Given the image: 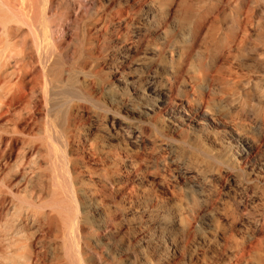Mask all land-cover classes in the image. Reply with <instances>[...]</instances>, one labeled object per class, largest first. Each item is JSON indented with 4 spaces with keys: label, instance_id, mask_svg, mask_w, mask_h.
Here are the masks:
<instances>
[{
    "label": "bare ground",
    "instance_id": "bare-ground-1",
    "mask_svg": "<svg viewBox=\"0 0 264 264\" xmlns=\"http://www.w3.org/2000/svg\"><path fill=\"white\" fill-rule=\"evenodd\" d=\"M96 1L97 0H0V123L10 122L14 126L12 132L10 131L9 136L5 139L0 135V144L4 143L7 146L8 150L6 152V155L10 154L15 143L18 142L21 143L20 145H26V150L24 149L25 151H21L22 153H19L20 155L16 157V161L22 160L26 155H36L37 157L38 153V155L43 156L42 162L43 164H45V171H42V174H44L42 177L45 176L43 180L45 181V188H47L48 196H46V198H48L47 200H45L46 198H44L43 201H38L44 202L45 200V206L40 205L41 207L39 206V208L41 209L39 210L37 209V206H34L33 203L35 202L33 199V203H29L30 200H26L28 204H25L27 205H25L24 202L20 203L22 200L24 201V199H22L21 201L19 200L20 204L18 206L13 205L9 216L11 218L10 221H12L13 223L14 227H11L14 228V231L10 232L9 229H6L8 227L3 226L4 223H1L0 236L1 238L3 237L7 249L9 247H12L11 245L19 244L18 242L14 243L15 238H19V234H21L20 236H22V238L23 236L26 237L27 235H29L27 233L29 232L28 230L32 228L34 229V227L39 225V223L41 226V222L43 223V221L47 228L46 232L49 230L50 225L52 224V226L55 228H53L54 231L58 230L56 232L62 233V235L60 234L59 236L55 234L57 238L59 237L61 239L59 243L60 247H58L60 250L58 249L59 252L57 253L60 255L55 254V256H53V254L51 256L53 258L50 259L51 261L48 260V262L50 261V263H45V261L47 260H45L46 257L44 256L46 255V248L44 244L41 243L42 241L40 242V240L45 237H41L40 239L37 238L38 236L33 237V234H30L28 236V240L31 242L28 243V253L26 254V256L23 255V261L21 260L22 262L20 263L109 264L105 261H97L98 259H95L97 257V255L95 254L96 250L90 246V240L92 236H96V230L93 229L90 219L91 217H94L93 215L95 213H98L99 210L98 208H96V206L94 209L92 208L93 211H90V208L88 209L87 207V204L91 205L92 202L91 198V203L89 202V199L87 197L89 193H86L88 189L86 190L84 187V183L86 181H83L82 179V168L78 164V162L81 160L78 161V156L76 155V157L74 153V148H76L75 145L77 146V141H81L80 134L76 133V129L77 125L80 124H84L87 126L86 132L94 129L95 139L93 138L92 141H90V144L88 143V151L86 150L88 152V155H86V157L88 156L90 158L91 156L92 158L90 162L93 164H96L98 161H100L101 163L102 161L109 159L112 163V166L107 165L111 166L109 168H112L109 171L110 175L118 178L119 176H121V186H119L120 188H123L125 190V194L127 196L134 192V190H136V186L134 184L140 182L139 175L141 174H139V172L140 170H142L141 164L142 162H144V160L146 161L148 159H146V157L140 152V148L142 147L145 137V129L143 123L141 122V117H144V115L146 114L145 108L143 106V101L146 100V97L148 98L147 93L151 89L152 91H160V93L164 96H170V89L162 91L159 86L150 85L151 83H149L150 81H148L150 77L143 75L140 68L152 69V73H157L156 71L158 69H162V67L167 65V68H169L171 71H185L190 81L189 84L187 83L188 86L191 89L197 88V91H194V95L193 92H190V89H184L185 92H183V94L181 93L182 99L180 98L181 101L179 102L180 108H190L196 113L201 112L203 116L208 117L209 119H211V121H217L221 116L225 117L226 115H229L231 113L233 117L236 116L237 120L235 121L234 118L231 119L230 117L231 122L233 124H238L239 128H241V133L236 132L241 142L249 148L255 145L264 148V0H103L98 10H92L96 5ZM143 11L144 14H140L141 12L143 13ZM151 19H156L157 21H159L160 25H162V31L159 29L161 26H158L159 28H157V30L161 31L163 35H169L168 40H170V42L177 41L180 43V59L176 58L177 60H174L172 58H168V60H166L163 57L161 48H155V46L151 47L148 39L146 40L147 42L144 41L146 36L144 34L138 33L140 29L136 28L135 25L139 23V20L149 23ZM140 27L143 26L141 25ZM72 29L74 32L69 34ZM159 41H156L157 46ZM167 44L170 43L167 42ZM165 47L163 48L164 50ZM168 49H170V47ZM109 56H113L116 64L127 62L129 67L135 66V73L139 71V75L136 74L137 78L135 77L134 81V83L136 84L134 92L137 93L141 101V103L136 107L138 114L137 120L135 119L133 114L128 113L127 110H122L123 103L120 100V97L119 100L115 99V97L118 96L116 91L117 85L115 84L116 81H114L115 78L110 79L108 77L110 76V73L106 74V72H104V70L102 69V64L107 61V58H109ZM119 58L121 59L119 60ZM234 66H239L241 68L252 67L256 69L254 70V72L258 71L259 74L257 73V76L255 77L245 76L241 78L236 75L237 73H234L232 71V67ZM108 72H111L112 74V71ZM121 73L123 74V72ZM79 74L82 75L81 80L78 79ZM126 75L127 74H125V76ZM120 83H124V88L126 91H128L129 88L127 86L126 78L120 81ZM35 87L40 88L39 96L36 95L35 89L37 88ZM170 88L172 89V87ZM96 92L101 95L104 93H108L111 97L110 102H106L101 96H97ZM177 94L179 93L177 92ZM83 103H87L95 109L94 114L92 115L93 117L86 116L87 111ZM37 114H40L42 118H44V124L42 122L43 126L40 124L42 127L41 133L37 132L38 134H42L41 140H38L41 141L40 145H35V142L37 143V141L34 142L35 134L32 135L31 133L30 135V131H25L27 129L23 127V129L17 128L19 122H23V124L26 125V123L35 120L36 117L34 115ZM86 117H88V121L85 120ZM29 127L30 129L33 128H31V126ZM6 128L9 129V127ZM37 128H40V126ZM81 130H83V128ZM121 131H123V133H121ZM132 132H136V134L131 135ZM33 133L36 132L33 131ZM128 136H131L133 139L130 141ZM155 136L154 139H156ZM109 137L115 138L117 140V144H111L108 140ZM95 140H98V142H100L98 143ZM33 142L34 144H32ZM84 143L83 145H85ZM155 143H157V141L153 140L152 144L157 146V144ZM158 147L160 148V145L157 146V148ZM190 148L201 155V159L194 160L192 167L188 161L183 167L168 165V169L166 168L159 175L163 177H165V174L179 176L182 184L186 185L190 189H195L196 185L199 182L197 181L199 175L206 176L208 172L211 173L215 171L217 175H222V177L225 178V180L221 183L223 184V189L227 190V192H236L235 186H241V190L239 191L240 195L238 198L236 197V200L239 205L242 206V208H245L249 202H253V196H255L256 191L261 187L260 180L250 177V172H245L239 166V164H237V161L233 160V158H231L233 161L226 162L225 160L221 163L220 159H217V156L213 152H211V148L209 149V147L207 148L205 145L201 146L199 142H195V144L190 146ZM77 150L78 149H76V151ZM190 153L191 152H189V154ZM162 155L164 156V154ZM202 157L206 158L202 159ZM166 159L167 158L163 159L165 160V163L167 162ZM21 163L22 162H20L18 165L20 166ZM25 165L28 166V163L24 164V166ZM30 165L31 164H29V166ZM84 166H86V164H84ZM17 168L19 167H16V169ZM224 168H226V171L223 170ZM24 169L25 168L18 169L17 174H19L21 177H24ZM103 170L105 171V169ZM154 170L156 169L154 168ZM228 171L231 173V175L229 176H227V174H229ZM37 175L38 174H36V176ZM31 176L32 175L29 176L30 179ZM42 177L40 179H42ZM230 178L236 179L237 184H233ZM22 182L24 181L22 180ZM8 184L5 186L7 187ZM88 184H86V186ZM37 185H39L38 182ZM31 186L34 187V185L32 184ZM102 186L104 187V184ZM41 187L44 188V186ZM153 190H155V186ZM32 191H35V189ZM105 191L107 192V190ZM32 194L33 192L30 193L29 196H33L36 193H34L33 195ZM38 194L40 193L38 192ZM38 194L36 195L38 196ZM41 194L39 196H41ZM39 196L37 197L38 199L40 198ZM108 196V198H111L110 194ZM122 197L124 198V196ZM123 198L119 199L125 200ZM99 199L100 198H98V200ZM4 200L5 197L1 195L0 204L1 202H4ZM98 200L96 201L98 202ZM36 205H38V203ZM105 207L104 209H106ZM107 208H109V206ZM121 209L122 208H120V210ZM201 209L202 208L197 207V210L195 209L192 214L189 212L191 215H187L189 217L184 220L187 229H189L188 227L194 226L196 222H199L203 218L200 213ZM136 210L138 211V209ZM121 211L123 212V210ZM7 212L8 211H6V213ZM107 212L110 215V210ZM41 218L43 219V221H41ZM117 219L119 220V218ZM7 220L9 219L6 218V221ZM202 220L204 221V219ZM214 220H216V218ZM129 221H131L130 218ZM180 222L182 221L180 220ZM103 225L107 226L108 220L104 219ZM121 225L123 224L121 223ZM185 225H183L182 227L184 228ZM53 229H51V231ZM34 233L36 234V232ZM53 236L54 235H52V237ZM25 239H27V237ZM262 239H264V235L262 236L261 240ZM23 240L24 238L22 239V242H25ZM28 240L26 242H28ZM18 241L21 240L18 239ZM54 241H56V239L53 240V243H56ZM258 242H263V240ZM24 244L22 246H24ZM259 245H261V243ZM18 246L20 247V245H17V248ZM254 246L258 247L256 245ZM35 247H37V250H34ZM12 249H14V247ZM102 249L104 248L102 247ZM4 251L5 249L3 250V252ZM13 251L15 252V250ZM24 251V249L22 252L18 250V252L20 253H16V250V252L14 253V257L17 256V254H20L21 256L22 254H24ZM55 251L56 250H54L53 252ZM249 251H251L250 248ZM11 253L12 252L10 251L9 254ZM98 253L100 254L99 251ZM9 254L7 255L6 253L7 256H9ZM241 254H243V252ZM111 256L112 255H110V257ZM243 256L244 255H242V257ZM146 258L148 259V257ZM250 258L252 259V257ZM12 261L14 262L13 258L10 260L6 257L4 260H0V264H14ZM15 261L17 260L15 259ZM139 264L141 263L139 262Z\"/></svg>",
    "mask_w": 264,
    "mask_h": 264
},
{
    "label": "rangeland",
    "instance_id": "rangeland-1",
    "mask_svg": "<svg viewBox=\"0 0 264 264\" xmlns=\"http://www.w3.org/2000/svg\"><path fill=\"white\" fill-rule=\"evenodd\" d=\"M102 1L103 0H100V1L97 0L96 5L93 7L92 10H95V9L98 10L100 8V5L102 4ZM140 14H144V11H143V13L141 12ZM155 23H157V24H155ZM141 25L143 27H140ZM135 26H136V28L140 29V31L138 33L144 34L146 37H148V38L145 37V40H144L145 42H147L146 40L148 39L150 42L149 44H151L150 45L151 47L155 46V48L158 47V48L162 49L163 57L166 60H168V58L169 59L172 58L174 60L180 59V52H179L180 51V48H179L180 43L177 41H171L170 42V40H168L169 35L167 36V35L162 34V32H161L162 31V25H160L159 21H157L156 19H151L149 21V23H146L142 20H139V23H137V25H135ZM154 26H155V28H154ZM158 26H161V27L159 28ZM157 28H159L161 31L157 30ZM72 32H74L73 29L69 32V34ZM157 32H158V34H157ZM164 39H166V40H164ZM156 41L157 42L159 41L158 46L156 44L157 43ZM167 42H169L170 44H167ZM173 44H174V46H173ZM164 47H165V50L163 49ZM169 47H170V49H168ZM174 50H178V51H174ZM176 52H177V54H176ZM171 53H172L173 57H172ZM120 59L121 58H119V60ZM113 62L115 63L113 56H109V58H107V61L104 64H102V69L104 70V72H106V74L110 73V76H108L110 79L115 78L114 81H116L115 84L117 85L116 91H117V95H118L115 97V99L119 100V97H120V100L123 103V109L122 110L123 111L127 110L128 113L133 114V116L137 120L138 114H137L136 107L138 104L141 103V101H140L137 93L134 92V89L136 86L134 81H135V77L137 78V75H139V71H137L135 73V70H134L135 66L129 67L127 62H123L122 64H116V63L114 64ZM108 63H110V64H108ZM107 67H108V69H107ZM243 68H241L239 66H234V67H232V71L234 73H237L236 75L238 77H241V78L245 77V76L255 77V76H257L256 75L257 73L259 74L258 71L254 72V70H256L255 68H252V67L244 68V70H243ZM132 69H133V71H132ZM140 69L142 70L143 75L150 77L148 80V81H150L149 83H151L150 85L159 86L162 91L170 89V96H164L163 94L160 93V91H157V90L152 91V89H151L147 93L148 98L146 97L145 98L146 100L144 99L147 102L143 101V106H144L145 111H146V114L144 115V117H146V118H144L142 116L141 122L143 123L144 129H145V135H144L145 137L143 140L142 147L140 148V152L146 157V159L147 158L148 159L146 161L144 160V162H142V164H141L142 170H140L141 173L139 172V174H141V175H139L140 176V178H139L140 182H137L136 184H134L136 186L135 187L136 190H134V192H132L129 196H127L125 194V190L123 188H120L121 180H122L121 176H119V178H120L119 179L118 177L110 175L109 171L112 168H109V167L112 166V163L109 159L104 160L101 163H100V161H98L96 164H93L90 162L92 157L91 156H90V158L88 156L86 157V155H88L87 151H88V146L90 144V141H92L93 138L95 139L94 129L87 131L88 132L87 133L86 132L87 126L84 124L77 125V129H76V131H77L76 133L80 134L81 141L80 142L77 141V146L75 145L76 148H74L75 149L74 153H75V156L76 155L78 156V157L76 156L78 158V161L81 160L78 162V164L82 168V169L80 168L81 172L83 174L82 179H83V181L84 180L86 181L84 183V187L86 190L88 189V191H86V193L87 194L89 193L87 195L89 202H90V198H91V202L93 203V205H92V203L90 202L91 205L87 204V207H88V209L90 208L89 209L90 211H93L95 206L99 210L98 213H95L93 215L94 217H91V219H90V222L92 223L93 229L96 230V236L94 235L91 238V240H94V241L90 240V246L96 250L95 254L97 255V257L95 259L96 260L98 259L97 261H105L106 263H109V264H119V263L120 264H139V262L141 264H156V263H158V264H235V263L236 264H264V239H262L263 242H258V241H262L261 238L264 235V193H263L264 192V182H263L264 181V176H263L264 175V148L259 147L258 145H255V146L249 148L241 142V140L239 139V137L236 133V132L241 133L240 132L241 128H239L238 124H233L231 122L232 118H234L235 121H237L236 116L233 117L231 113L229 115H226L227 117L221 116L217 121H211V119H209L208 117L203 116L201 112L196 113L194 110L192 111V109H190V108H186V109L180 108L179 102L182 99L181 93L183 94V92H185L184 89H186V90L190 89V92H193L194 95H195V92L197 91V88L191 89L188 86L190 81H189L188 76L185 73V71L184 72H183V70L178 71V72L176 71L177 72L176 73V72H174V70L171 71L169 68H167V65L162 67V69L161 68L158 69L156 71L157 73H152V69H147V68H145V69L140 68ZM108 71H112L113 75L111 74V72H108ZM240 71H241V73H240ZM121 72H123V74ZM129 72H131V73H129ZM169 73L170 74L172 73V74L170 75ZM125 74H127V75L125 76ZM176 74H177V76H176ZM238 74H241V75H238ZM169 75L172 77H170ZM123 76H125V77H123ZM173 76L174 77L176 76V77L174 78ZM81 78H82V75L79 74L78 79L81 80ZM124 78H126V80H127V86L129 88V89L127 88L128 91L125 90L124 83H120V81H122ZM151 80H152V82H151ZM168 80H170V81H168ZM170 83H172V84H170ZM173 84H175L176 86ZM170 87H172V89ZM35 88H37V89H35L36 95L39 96L40 95V88H38V87H35ZM178 88H179V90H178ZM37 90H38V92H37ZM177 92L180 95L177 94ZM106 94H107V96H106ZM96 95L101 96L106 102H110L111 97L109 96L108 93H104L101 95V94L96 92ZM151 96H153V97H151ZM149 100H150V102H149ZM83 104L86 107V111H87L86 116L93 117L92 115L94 114L95 109L87 103H83ZM224 111H227V110H224ZM84 113H85V111H84ZM34 116L36 117L35 120H32V122L31 121L28 122L29 124L26 123V125L23 124V122H19L17 128L21 129L23 127L25 129H27V130L24 129L25 131H30V135H31V133H32V135L35 134L34 142L37 141V143L35 142V145H37V144L40 145L41 141H38V140H41L42 134H38V133H41V130H42L41 125L43 126V124H44V122H43L44 118H42V116L40 114H37ZM38 117H39V119H38ZM230 117H231V119H230ZM150 118H151V120H150ZM152 119H153V121H152ZM228 119H230V120H228ZM85 120L88 121V117H86ZM227 121H229V122H227ZM42 122H43V124H42ZM153 122H155V123H153ZM8 123H10V122H8ZM8 123H0V135L4 139L6 137H8L10 134L9 132L10 131L12 132V130L14 129V126L11 123L10 124H8ZM148 123H150V124H148ZM3 124H4V126H3ZM29 126H31V128L33 127L34 129L33 128L30 129ZM39 126H40V128H37ZM179 126H180V128H179ZM6 127H9V129ZM82 128H83V130H81ZM37 130H39V131H37ZM33 131H35L36 133L38 132V133L37 134L33 133ZM233 131H235V132H233ZM5 132H7V133H5ZM84 133H85V135L86 134L87 135L85 136ZM121 133H123V131H121ZM135 134H136V132H132L131 135H135ZM155 134H156V136H155ZM154 136L156 137V139H154ZM86 137H88V138H86ZM128 137H129L130 141L133 139L131 136H128ZM169 137H170V139H169ZM37 138H39V139H37ZM173 138H175V139H173ZM98 140L97 141L95 140V141L98 142ZM108 140L113 145L117 144V140L113 137H109ZM153 140L157 141V143H155V144H157V146L160 145V148L158 147L159 149L157 148V146L152 144ZM86 141H87V143H86ZM115 141H116V143H115ZM201 141H202V143H201ZM34 142L32 144H34ZM195 142H199L201 146L205 145L207 148L208 147H209V149L211 148L210 149L211 152H213L217 156V159H220L221 163H222V161H225V160H226V162L236 160L237 164H239V166L245 172H248V173L250 172V177L257 178V180H260L261 187H260V189H258L256 191L255 196H253V198H254L253 202H249L245 208H242V206L239 205V203L236 200V197L238 198L240 195L239 191L241 190L240 189L241 186L240 185L235 186L236 192H234V191H232V192L228 191L227 192V190L223 189V187H222L223 184L221 183L222 181L225 180V178L222 177V175H220V176L217 175V173L215 171H213L211 173L208 172L206 174V176H200L199 175L198 180H197V181H199L197 184L198 186L196 185L195 189H190L186 185L182 184V181H181L179 176L165 174L164 175L165 177H163V176L159 175L160 173L163 172V170H165L166 168L168 169V165L183 167L185 165V163L188 161L192 167L194 160L201 159V155H199L198 152H195L192 148H190V146L194 145ZM83 143L85 145H83ZM146 143H147V145H146ZM187 143L190 146H188ZM15 144H14L13 149L9 155H6V152L8 150L7 146L4 143L0 144V153H1L0 154V157H1L0 161H2V162H0V196L2 195L5 197L4 202H1V204H0V224L4 223L3 226L8 227L6 229H9L10 232L14 231V228H12V227H14L13 223H12V221H10L11 218L9 217L13 205L18 206L22 202H24V204L25 203L28 204V202L26 200H30L29 203L30 202L33 203V201H32V199H33L35 202V203H33L34 206H37L38 207L37 209L39 210V209H41V208H39V206L40 205L45 206L44 205L45 200L48 199V198H46L47 188H45L46 187L45 181L43 180L45 178V176L42 177L44 175L42 173L45 171L44 170L45 164H43V162H42L43 156L38 155V153H37V157H36V155H34V156L30 155L33 158H31L29 155H26L22 160L16 161V159H17L16 157L18 155H20L19 153H22L21 151L26 150V145H20L21 143H18V142ZM52 144H54V143H52ZM23 146H24V148H23ZM82 147H83V149H82ZM84 148H85V150H84ZM188 148H189V150H188ZM252 148H254V149H252ZM17 149H18V153H17ZM76 149H78V150L76 151ZM78 151H80V152H78ZM138 151H139V149H138ZM154 151H156V152H154ZM189 152H191V153L189 154ZM77 153H79L80 155ZM162 154H164V156ZM219 157H221V158H219ZM86 158L88 159V161ZM165 158H167L166 163H165V160H163ZM203 158L205 159L206 157H202V159ZM231 158H233V160ZM3 160H4V162H3ZM106 161H107V163H106ZM20 162H22L21 163L22 165L20 164L21 167L18 165ZM1 163H3V164H1ZM27 163H28V166H26V165L24 166V164H27ZM145 163H146V165H145ZM155 163H156V165H155ZM215 163H217V162H215ZM29 164H31V165L29 166ZM32 164H34V165H32ZM37 164L39 165V167ZM84 164H86V166H84ZM218 164H219V162H218ZM3 165H4V167H3ZM14 165H15V167H14ZM105 165L106 166L111 165V166L106 167ZM252 166H253V168H252ZM16 167H19V168L16 169ZM13 168H15V169H13ZM23 168H25L24 169L25 170V176L21 177L19 174H17V171H18V169H23ZM102 168L105 169L106 172ZM154 168L156 170H154ZM40 169H41V171H40ZM158 169H160V170H158ZM225 169L226 168H224L223 170L226 171ZM97 170L99 173L97 172ZM157 172H159V173H157ZM33 173H34V175H33ZM36 174H38L40 177L38 175L36 176ZM93 174H95V175H93ZM105 174H106V176H105ZM224 174H225V172H224ZM28 175L29 176L32 175L31 179ZM167 175H168V177H167ZM229 175H231L230 172H229V174H227V176H229ZM41 177H42V179H40ZM94 178H95V180H94ZM105 178H107V179H105ZM207 178H208V180H207ZM21 179L26 184L24 182H22ZM230 179H231V182L233 184H237L236 179H234V178H230ZM26 180H29V181H26ZM109 180H110V184H109ZM112 181H113L114 185L112 184ZM153 181H155V182H153ZM37 182L39 183V185H37ZM41 182H44V183H41ZM118 182H119V184H118ZM102 183L104 184V187L102 186L103 185ZM116 183H117V185H116ZM7 184L10 187H8V186L6 187L5 185H7ZM31 184L34 185V187L31 186ZM86 184H88V185L86 186ZM91 185H93V186H91ZM41 186H44L45 189ZM89 186H90V188H89ZM154 186H155V190H153ZM178 186H180V187H178ZM39 187L42 188L44 190V192ZM105 187H107V188H105ZM115 187H117V188H115ZM36 188H37V190H36ZM98 188L100 189V191ZM114 188H115V190H114ZM34 189H35V191H32ZM104 189L107 190V192L109 191L114 195H112L109 192L107 193ZM31 191L33 192V194L34 193L38 194V192L40 194L41 193H43V194H41V196H39L40 194H38V196L40 197L38 199L37 198L38 196L36 194H34V195L32 194L33 196H29V194L32 193ZM102 191H103V193H102ZM4 192H6V193H4ZM10 192H11V195H10ZM15 192H16V194H15ZM98 192H99V194H98ZM116 192L118 193V195ZM109 194H110L111 198H108ZM141 194H143V195H141ZM146 194H148V195H146ZM122 196H124V198ZM30 197H32V198H30ZM234 197H235V200H234ZM44 198H46L44 200V202H38V201H43ZM98 198H100L99 199L100 201L98 200ZM119 198H123L125 200H122ZM144 198H145V202H144ZM22 199H24V201ZM110 199H112V200H110ZM19 200L20 201L22 200V201L20 202ZM96 200H98V202ZM104 201H105V203H104ZM108 202H109V204H108ZM195 202H196V204H195ZM37 203H38V205H36ZM39 203H41V204H39ZM27 204H25V205H27ZM108 206H109V208H107ZM140 206H142V207H140ZM193 206L196 208H194ZM104 207L106 209H104ZM118 207L122 208L121 210H123V212ZM123 207L125 210L123 209ZM129 207H131V208H129ZM197 207L202 208L200 210V213L203 216L202 219H204V221L201 219L199 222H196L197 226L199 225L198 227L196 226V223L192 227L187 226L191 230L190 231L189 229L186 228L184 220H186L193 213V211H195V209L197 210ZM112 208L114 209V211ZM143 208H145V209H143ZM136 209H138V211ZM109 210H110V215L107 212ZM133 210H134V212H133ZM6 211H8V212L6 213ZM114 212H115V214H114ZM241 212H242V214H241ZM8 213H9V215H8ZM247 213H249V214H247ZM187 215H189V216H187ZM98 216H100V217H98ZM110 217H111V219H110ZM6 218L9 220L6 221ZM97 218H99V219H97ZM117 218H119V220ZM129 218L131 221H129ZM215 218L217 221L214 220ZM104 219L108 220V225H107L108 227L103 225ZM114 220H115V222H114ZM180 220L184 224L182 222H180ZM212 220H213V222H212ZM41 221H43L42 218H41ZM121 223L123 225H121ZM180 223H182V224H180ZM41 224H42L41 225L42 227L40 226V223H39V225H37L38 227L36 226V227H34V229L32 228L33 230H35V229L39 230V228H40L41 232H40V230L39 231H36V230L33 231L32 229H30L31 232H30V230H28L29 232H27V233L29 235L33 234V237L38 236L37 238H40V239H41V237H45L42 240H40V242L42 241L41 243L44 244V246L46 248L45 254L47 256L46 255H44V256L46 257L45 260L46 259L47 260L45 261V263H50V261H51L50 259L53 258V257H51L53 254H54L53 256H55V254L60 255L57 253L59 252L58 247H60L59 243H60L61 239L59 237L57 238L55 234H57L59 236L60 234L62 235V233L56 232L58 230L54 231L55 228L51 224L49 230L47 231L48 232V234H47V232H46L47 228L44 224V221H43V223L41 222ZM43 224L45 227L43 226ZM136 224L137 225L139 224V225L137 226ZM183 225H185L184 228L182 227ZM51 229H53V230L51 231ZM231 229H232V231H231ZM230 231H231V233H230ZM34 232H36V234ZM104 232H105V234H104ZM247 232L249 235L247 234ZM252 233H253V235H252ZM51 234L54 236L52 237ZM12 235H13V233H12ZM20 235L21 234H19V238H17V237L15 238V242H14V243L18 242L19 244L11 245L12 247H9L7 249H6V246H5L6 243L4 242L3 237L1 238V236H0V239H1V241H0V248H1L0 260L1 259L4 260L7 257L10 260L13 258L14 262L13 261L12 262L14 264H24V262L23 263H20V262L23 261L22 260L24 257L23 255L26 256V254L28 253V243L31 241L28 240L29 235H27L26 236L27 239H25L26 237L23 236V238H24L23 241H25V242H22L23 238ZM44 235H46L47 237ZM8 236H9V234H8ZM137 237H139V238H137ZM52 238H53V240L56 239V241H54L56 243H53ZM97 238H99V239H97ZM135 238H136V240H135ZM18 239H20L21 241H18ZM118 239H119V241H118ZM27 240H28V242H26ZM139 241H140V243H139ZM48 242H49V244H48ZM255 242H256V244H255ZM22 243L23 244L27 243V244H24V246H22L23 245ZM109 243H110V245H109ZM260 243H261V245H259ZM253 244L258 246V247H255ZM17 245H20V247L18 246V248H17ZM49 245H50V248H49ZM101 245H103V246H101ZM13 247H14V249H12ZM21 247H23V248H21ZM102 247L104 249H102ZM249 248L251 251H249ZM4 249L6 252L5 251L3 252ZM23 249L25 250L24 254L21 253L22 254L21 256H20V254L19 255L17 254V256L14 257V253L16 252V250H17L16 253H20L23 251ZM35 249L37 250V247H35L34 250ZM13 250H15V252ZM18 250L20 252H18ZM54 250H56L57 252L56 251H55L56 253L53 252ZM238 250H239V252H238ZM10 251L12 252L11 254H9ZM98 251L100 252V254H102V253L103 254L100 255L98 253ZM241 251L243 252V254H241L242 253ZM124 252H125V254H124ZM6 253H7V255L9 254V256H7ZM107 255L109 257H110V255H112L110 257L111 259ZM242 255H244V256L242 257ZM137 256H138V258H137ZM246 256H248V257H246ZM146 257H148L149 260ZM250 257H252V259ZM18 258L20 261L18 260ZM99 258H101L102 260ZM15 259L17 261H15ZM108 259H110V260H108ZM248 259H250L251 262ZM48 260H50V261L48 262ZM241 260H243V261H241ZM117 262H119V263H117Z\"/></svg>",
    "mask_w": 264,
    "mask_h": 264
}]
</instances>
